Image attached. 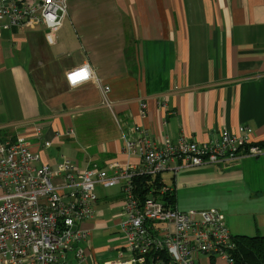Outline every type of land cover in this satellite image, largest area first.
Returning a JSON list of instances; mask_svg holds the SVG:
<instances>
[{"label": "crops", "instance_id": "obj_1", "mask_svg": "<svg viewBox=\"0 0 264 264\" xmlns=\"http://www.w3.org/2000/svg\"><path fill=\"white\" fill-rule=\"evenodd\" d=\"M46 34L41 25L0 29V141L23 139L49 167L136 163L120 155L135 125L160 147L240 129L264 143V0H68L52 43ZM84 65L98 81L70 86L66 74ZM154 180L156 201L167 205L170 190L179 212L217 211L231 236H264V156L170 168ZM112 188L95 189L80 264L125 253L124 193Z\"/></svg>", "mask_w": 264, "mask_h": 264}, {"label": "built area", "instance_id": "obj_2", "mask_svg": "<svg viewBox=\"0 0 264 264\" xmlns=\"http://www.w3.org/2000/svg\"><path fill=\"white\" fill-rule=\"evenodd\" d=\"M67 14L68 0H0V29L41 25L52 43ZM84 66L66 74L70 86L80 72L84 82L98 81ZM102 91L105 95L108 88ZM145 108V103L139 104L142 116ZM239 131L236 135L222 131L205 144L181 137L160 147L150 144L146 132L135 125L134 139L122 140L120 155L136 158V163L114 159L105 168L84 170L66 160L55 169L49 167L23 139L0 141V264H71L72 260L80 264L85 256L78 245L90 237L84 224L96 215L97 186H120L125 199L119 221L125 253L107 264H146L151 258L164 264L160 255L167 256L169 264H202L200 255L212 264H234L227 252L230 236L222 215L213 210L182 213L150 195L142 198L133 180L155 178L170 168L264 155V146L252 143L247 130Z\"/></svg>", "mask_w": 264, "mask_h": 264}, {"label": "trees", "instance_id": "obj_3", "mask_svg": "<svg viewBox=\"0 0 264 264\" xmlns=\"http://www.w3.org/2000/svg\"><path fill=\"white\" fill-rule=\"evenodd\" d=\"M259 146H264V143H259ZM241 152L247 155L242 149ZM240 153V154H242ZM237 156V155H236ZM234 156V158L236 157ZM259 158V157H258ZM228 161V162H234ZM155 181L153 177H139L133 180V185L136 188V191L142 198H145L149 193L156 195L160 192V186ZM165 197H163V201H167L166 207H173L174 205V195L170 191H166ZM229 246L227 248V252L230 253L232 259L234 260V264H264V236L252 235H230L229 231ZM162 254V253H159ZM166 264L169 263V258L165 255H161L160 257ZM155 258H151L152 261ZM149 262V261H148Z\"/></svg>", "mask_w": 264, "mask_h": 264}, {"label": "rangeland", "instance_id": "obj_4", "mask_svg": "<svg viewBox=\"0 0 264 264\" xmlns=\"http://www.w3.org/2000/svg\"><path fill=\"white\" fill-rule=\"evenodd\" d=\"M261 156H264V155H261ZM219 165V164H218ZM93 167V165H91L89 168H92ZM84 170V169H83ZM163 176V175H162ZM163 178L164 179H166V181L168 180V176L167 175H165V176H163ZM98 187V186H97ZM101 188V187H100ZM117 191V189L116 188H109V189H98L97 190V193L99 194L100 192H102V194H103V196L104 195H111V194H113L114 192H116ZM248 236H251V235H249V234H247ZM115 245V243H111L110 244V247H112V246H114Z\"/></svg>", "mask_w": 264, "mask_h": 264}, {"label": "bare ground", "instance_id": "obj_5", "mask_svg": "<svg viewBox=\"0 0 264 264\" xmlns=\"http://www.w3.org/2000/svg\"><path fill=\"white\" fill-rule=\"evenodd\" d=\"M85 66H83V68H84ZM82 68V67H81ZM92 71V70H91ZM81 73H84V72H80V73H78V74H81ZM93 73V72H92ZM76 75V77H77V79H76V81L75 82H73V84H74V86H76V85H79V84H81V83H83L84 81H85V79H82V76H80V75ZM94 74V73H93ZM84 76V75H83ZM95 76V75H94Z\"/></svg>", "mask_w": 264, "mask_h": 264}, {"label": "snow or ice", "instance_id": "obj_6", "mask_svg": "<svg viewBox=\"0 0 264 264\" xmlns=\"http://www.w3.org/2000/svg\"><path fill=\"white\" fill-rule=\"evenodd\" d=\"M78 75L82 76L81 74H78ZM72 79H73V82H75V81H76V79H77V77H76V76H74V77H72Z\"/></svg>", "mask_w": 264, "mask_h": 264}, {"label": "clouds", "instance_id": "obj_7", "mask_svg": "<svg viewBox=\"0 0 264 264\" xmlns=\"http://www.w3.org/2000/svg\"><path fill=\"white\" fill-rule=\"evenodd\" d=\"M81 75L83 76V75H84V73H81Z\"/></svg>", "mask_w": 264, "mask_h": 264}]
</instances>
